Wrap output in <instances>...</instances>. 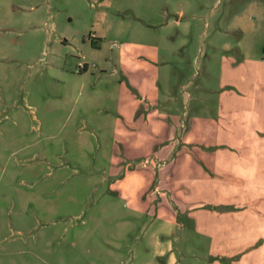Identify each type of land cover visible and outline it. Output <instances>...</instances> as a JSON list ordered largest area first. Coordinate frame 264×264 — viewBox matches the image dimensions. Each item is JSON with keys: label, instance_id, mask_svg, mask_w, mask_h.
Returning a JSON list of instances; mask_svg holds the SVG:
<instances>
[{"label": "rangeland", "instance_id": "1", "mask_svg": "<svg viewBox=\"0 0 264 264\" xmlns=\"http://www.w3.org/2000/svg\"><path fill=\"white\" fill-rule=\"evenodd\" d=\"M241 41L264 57V0H0V264L205 253L156 213L187 218L163 178L189 179L181 126L218 113Z\"/></svg>", "mask_w": 264, "mask_h": 264}, {"label": "crops", "instance_id": "2", "mask_svg": "<svg viewBox=\"0 0 264 264\" xmlns=\"http://www.w3.org/2000/svg\"><path fill=\"white\" fill-rule=\"evenodd\" d=\"M237 47L240 57L222 81L218 113L197 115L191 128L182 124L189 130L178 143L189 147L187 160L161 164L188 168L189 179L173 181L166 174L168 190L161 191L177 200L182 210H176L187 218L161 208L156 219L164 220L167 230L186 228L188 222L192 234L204 240L205 253L197 244L185 252L194 258L190 264H264V57L252 61L243 41ZM191 87L186 93L191 100L207 90L196 83ZM202 104L210 107L206 100ZM156 245L158 264H181L169 240L158 238Z\"/></svg>", "mask_w": 264, "mask_h": 264}]
</instances>
